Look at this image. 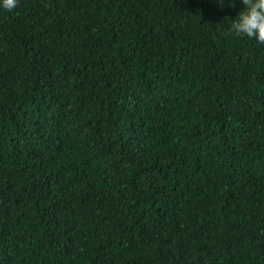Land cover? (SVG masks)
<instances>
[{
  "label": "trees",
  "instance_id": "obj_1",
  "mask_svg": "<svg viewBox=\"0 0 264 264\" xmlns=\"http://www.w3.org/2000/svg\"><path fill=\"white\" fill-rule=\"evenodd\" d=\"M242 0L0 8V264H264V43Z\"/></svg>",
  "mask_w": 264,
  "mask_h": 264
},
{
  "label": "clouds",
  "instance_id": "obj_2",
  "mask_svg": "<svg viewBox=\"0 0 264 264\" xmlns=\"http://www.w3.org/2000/svg\"><path fill=\"white\" fill-rule=\"evenodd\" d=\"M223 5L224 0H220ZM228 5L234 0H226ZM243 7L231 20L228 32L240 36L254 38L256 41L264 43V0H242ZM17 0H0V8L13 9Z\"/></svg>",
  "mask_w": 264,
  "mask_h": 264
}]
</instances>
